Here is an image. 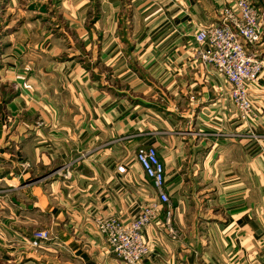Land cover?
Wrapping results in <instances>:
<instances>
[{
  "label": "crops",
  "instance_id": "0c3cea01",
  "mask_svg": "<svg viewBox=\"0 0 264 264\" xmlns=\"http://www.w3.org/2000/svg\"><path fill=\"white\" fill-rule=\"evenodd\" d=\"M42 1L2 52L17 92L0 122V264H125L97 220L152 203L140 264H264V69L244 115L195 39L237 0ZM250 49L264 60V40ZM143 145L165 164L170 206L137 161ZM38 229L50 239L34 250Z\"/></svg>",
  "mask_w": 264,
  "mask_h": 264
},
{
  "label": "built area",
  "instance_id": "2783aa9c",
  "mask_svg": "<svg viewBox=\"0 0 264 264\" xmlns=\"http://www.w3.org/2000/svg\"><path fill=\"white\" fill-rule=\"evenodd\" d=\"M220 22L200 28L195 34L198 43L197 56L229 82V95L234 106L244 115L252 112L249 88L256 83L264 69V60L250 48L264 40L263 16L252 0H237L222 8ZM137 161L152 180L159 194L160 203L170 206L166 191V167L156 147L141 146L136 153ZM125 172L124 166L119 167ZM160 213V204L152 203L141 208L131 220L117 216L99 218L97 228L108 242L113 256L125 264H140L150 252L145 239L146 228ZM173 213L167 211L168 232L178 238L172 224ZM34 244L49 240L47 231L34 234Z\"/></svg>",
  "mask_w": 264,
  "mask_h": 264
},
{
  "label": "rangeland",
  "instance_id": "374dc122",
  "mask_svg": "<svg viewBox=\"0 0 264 264\" xmlns=\"http://www.w3.org/2000/svg\"><path fill=\"white\" fill-rule=\"evenodd\" d=\"M11 1H12L13 5H17V6L20 5V6L19 7L13 6L11 4ZM38 1H40V0H0V68L3 65V63L5 62L2 59V52L6 49L7 44L9 43V42H7L9 40L5 36H7L8 33L10 32V30H11L10 27L12 25H15L20 20V17L25 14L23 11H22L23 13H21V10H25V8H31V4L37 3ZM44 1L53 7L56 6L55 3L52 2L51 0H44ZM44 1H42V3ZM56 2H58V0ZM54 14L55 13H53V12H51V13L45 12V14L40 13V17H42V18L44 17V18L48 19L47 20V21H49L48 24H50L52 26V24L54 23L53 21L56 18ZM28 15L32 18L35 16L34 13H30ZM12 22L14 24H12ZM16 92H17V90L12 83H10L9 81L3 80L2 77H0V122L3 121L6 113L7 112L9 113V109H8V107H6L5 101L12 98L16 94ZM1 129H2V127L0 124V131H1ZM44 231H47L50 234V231L47 229H38V230H35L33 232V237H34V234L41 233ZM31 247L34 250L37 248V245L34 244V238L31 241ZM31 247H29V248H31Z\"/></svg>",
  "mask_w": 264,
  "mask_h": 264
},
{
  "label": "bare ground",
  "instance_id": "6f19581e",
  "mask_svg": "<svg viewBox=\"0 0 264 264\" xmlns=\"http://www.w3.org/2000/svg\"><path fill=\"white\" fill-rule=\"evenodd\" d=\"M46 241V240H45Z\"/></svg>",
  "mask_w": 264,
  "mask_h": 264
}]
</instances>
